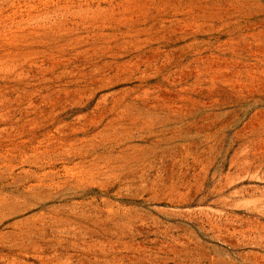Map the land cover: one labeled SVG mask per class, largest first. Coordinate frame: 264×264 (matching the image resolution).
I'll use <instances>...</instances> for the list:
<instances>
[{
	"label": "rangeland",
	"instance_id": "1",
	"mask_svg": "<svg viewBox=\"0 0 264 264\" xmlns=\"http://www.w3.org/2000/svg\"><path fill=\"white\" fill-rule=\"evenodd\" d=\"M0 264H264V0H0Z\"/></svg>",
	"mask_w": 264,
	"mask_h": 264
}]
</instances>
